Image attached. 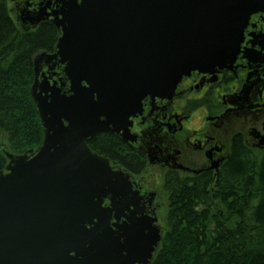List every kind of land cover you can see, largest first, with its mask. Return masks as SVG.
<instances>
[{"label": "water", "instance_id": "95a60500", "mask_svg": "<svg viewBox=\"0 0 264 264\" xmlns=\"http://www.w3.org/2000/svg\"><path fill=\"white\" fill-rule=\"evenodd\" d=\"M263 3L64 1L62 19L55 22L63 26L56 46L74 93L37 84L40 56L35 58L30 93L43 139L35 152L7 153L0 169V264H132L128 252L118 253L100 218L116 209L113 201L103 209L100 196L122 192L125 180L90 151L86 138L112 122L108 110L116 94L124 93L120 89L132 88L138 104L145 93L173 88L191 69L232 61L248 16ZM101 115L106 122L99 121Z\"/></svg>", "mask_w": 264, "mask_h": 264}, {"label": "flooded vegetation", "instance_id": "af4514ba", "mask_svg": "<svg viewBox=\"0 0 264 264\" xmlns=\"http://www.w3.org/2000/svg\"><path fill=\"white\" fill-rule=\"evenodd\" d=\"M9 4L22 31L50 26L53 46L42 51L38 79L48 80L53 89L71 96L65 61L55 47L62 26L53 20L62 19V1L9 0ZM43 7L44 19L35 23ZM120 90L124 93L116 94L108 110L112 122L89 135L86 145L107 159L111 170L125 180L122 192L100 196L103 209L112 201L116 206L100 216L106 232L116 240L118 253L130 254L132 264H141L144 258L150 264L166 231L170 180H193L200 175L213 178L230 157L233 143L264 148V3L248 16L232 61L192 69L174 88L145 93L138 104L132 88ZM105 120L101 115L99 121ZM81 129V125L76 127L77 132ZM111 143L114 152L109 154L103 146ZM155 237V244L147 245Z\"/></svg>", "mask_w": 264, "mask_h": 264}, {"label": "trees", "instance_id": "16d2710c", "mask_svg": "<svg viewBox=\"0 0 264 264\" xmlns=\"http://www.w3.org/2000/svg\"><path fill=\"white\" fill-rule=\"evenodd\" d=\"M52 46L50 26L20 30L8 0H0V168L7 152L42 140L29 91L32 59ZM103 150L114 152L112 143ZM168 202L166 231L150 264H264V148L233 143L213 178L171 179Z\"/></svg>", "mask_w": 264, "mask_h": 264}, {"label": "rangeland", "instance_id": "374dc122", "mask_svg": "<svg viewBox=\"0 0 264 264\" xmlns=\"http://www.w3.org/2000/svg\"><path fill=\"white\" fill-rule=\"evenodd\" d=\"M161 211V209L159 208V212ZM164 224V223H163Z\"/></svg>", "mask_w": 264, "mask_h": 264}]
</instances>
